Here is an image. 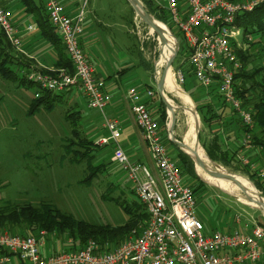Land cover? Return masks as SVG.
<instances>
[{"label":"built area","instance_id":"1","mask_svg":"<svg viewBox=\"0 0 264 264\" xmlns=\"http://www.w3.org/2000/svg\"><path fill=\"white\" fill-rule=\"evenodd\" d=\"M43 1L52 24L63 39L74 71L70 73L64 68H59L57 73L33 70L28 78L53 91L77 87L88 107L104 114L110 95L81 43L86 5L72 15L66 12L61 0ZM158 1L169 11L172 22L184 36L196 80L206 88L217 84L226 103L251 128L254 114L243 106L236 91L235 76L243 64L238 58L235 41L243 30L235 20L239 13L253 10L264 0ZM0 27L11 44L21 50L22 41L12 10L1 0ZM35 28L33 24L28 26L29 30ZM146 94L154 97L156 91L149 88ZM141 95L132 89L129 99L158 176L146 164L131 161L119 143L121 129L117 120L107 118L105 123L110 136L96 140L98 146L113 144L112 159L122 166L132 190L149 215L141 231L134 230L129 238L111 248L93 239L74 248V241L69 239L62 242L60 250L55 247L50 251H47L50 235L47 230L35 234L0 232V264H264L262 224L244 223L240 229L209 228L199 217L195 192L185 182L179 163L164 141L158 118L142 101ZM243 143L245 147H252L250 134L245 135ZM240 159L245 165L251 164L245 154ZM255 168L264 178V163Z\"/></svg>","mask_w":264,"mask_h":264},{"label":"rangeland","instance_id":"2","mask_svg":"<svg viewBox=\"0 0 264 264\" xmlns=\"http://www.w3.org/2000/svg\"><path fill=\"white\" fill-rule=\"evenodd\" d=\"M82 1L79 10L83 5H86L85 16L93 14L92 7L96 0ZM153 1L158 6L166 9L158 0ZM122 2L118 4L119 11L126 16V20L130 21L131 32L139 42L140 51L153 66L157 83L163 70L156 63L160 53L158 35L156 32L151 31L149 23L141 17L130 0H123ZM140 2L147 10L144 1L140 0ZM35 18L34 15L32 22L35 21ZM167 18L169 19L168 15ZM174 27L178 31L177 26ZM171 31L178 40L176 45L177 54L172 61L171 67L177 76L178 84L185 90L186 83L182 72L189 66L190 51L184 52L183 49L181 50L182 40L175 31L172 29ZM257 40L259 39L254 36L242 33L235 41V46L257 57L260 55L257 49L258 44H254ZM11 47L15 53L21 54L23 51L22 48L18 50L13 46ZM258 64L259 62L255 58L252 65L257 66ZM12 67L16 68V65H12ZM62 68L66 69L65 67ZM58 69H53V72L57 73ZM160 69L161 75L158 73ZM66 70L69 72L68 69ZM36 89H38L37 85L27 87L22 84L18 86L16 81L0 74V205L3 206L10 203H30L35 207L48 205L63 213L64 218L70 221L72 228L66 230L63 235H60L59 232H53L49 235L51 242L58 243L54 247L51 246V250H54L55 247L60 250L62 242L71 239V233L76 234L81 224L109 226L112 228L126 225L132 218L131 212L141 213L143 208L127 177L125 178L126 174L125 176L121 175L122 166L111 157L114 147L110 151L106 148L108 145L98 146L100 149L96 150V160L111 161L112 163L107 166L105 172L97 173L96 175L91 174L88 162L77 160V157L81 154L74 152L76 147L69 140L73 135L71 125L66 119V114L68 110L77 109L76 107H78L77 102L71 98L74 93L66 94L62 101L55 103L51 108H47L44 105L34 108ZM151 89L156 91V98H159L157 84ZM196 90L197 97L191 98L194 104L193 108L198 116L199 139L197 141L207 153L205 147L211 143L209 138L212 134L203 120L202 112L204 110L202 109V112L199 111L197 105H202L203 102L204 104L208 103L205 102L204 95L214 96V91L207 90L201 86L196 87ZM165 92L170 100L168 102L175 106L174 111L166 107L167 129L169 128L168 123H171L173 126L171 133L175 139L182 141L188 130L184 104L176 92L167 90ZM218 100L222 102L223 99L221 97ZM240 100L243 103L241 97ZM226 107H229L230 111L233 110L228 104ZM245 107L254 114L255 109L252 105H246ZM233 111L238 114L235 110ZM154 116L160 119L158 113L154 114ZM172 117L173 120L171 122ZM238 118L245 125L239 114ZM254 128L255 123L253 122V126L251 128L248 127V129ZM83 129L87 134H90L85 128ZM163 133L162 135L165 138L168 130H163ZM170 142L173 144H168V148L177 157V147L180 146L173 140ZM250 143L252 146L251 150L257 155L253 153L252 156H247L251 160V164H254L253 167L251 164L249 167L258 172L255 167H261V164L264 163V157H260V150L252 142L251 134ZM180 149L182 148L180 147ZM218 163L221 164L220 162ZM236 163L240 170L221 165L231 173L246 176L253 182L247 172L243 170V167L247 165L245 166L240 158H238ZM195 170L199 179L204 182L203 188L195 192L198 199V215L204 220L206 225H209L208 227L240 229L242 224H253L254 222L264 226V211L262 209L243 202L233 194L209 183L199 175L196 166ZM186 179L187 184L192 188L196 186V184L190 183L189 176L187 177L186 175ZM255 192L264 198V194L260 189L255 188ZM238 218H240V221H237ZM62 219L60 217L59 221H62ZM143 224L144 222L139 224V227L134 230L136 232L141 231ZM72 229L74 232L71 231ZM134 230H132V233ZM50 249L47 251H50Z\"/></svg>","mask_w":264,"mask_h":264},{"label":"trees","instance_id":"3","mask_svg":"<svg viewBox=\"0 0 264 264\" xmlns=\"http://www.w3.org/2000/svg\"><path fill=\"white\" fill-rule=\"evenodd\" d=\"M22 6L26 9L27 12L35 15L38 22V26L41 28L43 34L48 36L53 45L58 50V60L56 62L57 68L65 67L69 70L70 73H73L74 67L66 46L63 42L62 37L60 36L57 28L52 24L49 14L47 12L45 3L43 0H20ZM148 12L153 14L158 20L164 22L170 29L175 31V33L182 40L181 50L187 52L188 47L184 39V36L181 31L175 30L176 26L170 17L169 11L162 8L154 3L153 0H143ZM230 1H241V0H230ZM3 3V2H2ZM3 5L6 6L4 3ZM167 15L169 19L167 18ZM235 24L243 30L244 35L248 34L258 38L259 40L255 41L254 44H258V53L259 56L251 55L248 52L243 51L236 47V52L239 60L242 62V68L236 73V91L237 94L243 99V106L252 105L255 109L254 111V129H248L237 116V122L243 134H251L252 142L260 150V153L264 156V2L258 4L253 10L239 13L236 17ZM11 42L4 30L0 27V74L6 78H10L17 82V85L20 86L25 84L27 87L36 86V102L34 108H38L41 105H44L47 108H51L55 103L63 100L65 95H70L74 93V88L70 87L62 91H53L46 88H43L38 82L30 80L28 74L33 70L27 68L30 63L26 61L23 55L20 53H15L12 51ZM14 47V46H13ZM257 59L259 64L257 66L252 65L254 59ZM147 65V68L153 71V66L150 62H144ZM12 65H16V68H13ZM35 70V69H34ZM50 73V71H43ZM184 76V82L186 86L185 90L193 97L192 88L201 86L206 88L196 80L195 74L192 68V65L189 63L187 69H184L182 72ZM208 90L214 91V96L221 98L222 95L218 91V85L213 84L211 87L206 88ZM157 94H159L157 92ZM215 96V97H216ZM216 97V98H217ZM217 98V99H218ZM223 99V97H222ZM197 102V101H196ZM222 106L226 107L227 103L223 99L221 102ZM149 106V105H148ZM159 112H160V128L161 131H167V110L165 102L160 99L159 103ZM197 105L199 111L202 112V117L204 122L212 123L215 121L213 114V107L206 104ZM77 109L68 110L66 114V119L70 123L72 128L73 137L69 140L71 144L76 147L74 152L80 153L77 157V160L80 162L87 161L88 166L91 168V174L96 175L97 173L105 172L107 166L112 163L111 161H97L96 154L98 145H96V140L83 129V111L76 107ZM150 108V106H149ZM207 108V109H206ZM235 118V119H236ZM165 143L173 144L168 140L167 135L164 138ZM208 156L216 162L227 167H234L236 170H240L238 164L236 163L238 158L234 152L229 150H223L219 143L218 137L211 140V143L205 147ZM96 151V152H95ZM179 163L182 173L186 178L189 176L190 183L196 186L193 188L194 192H198L203 188L204 182L199 179L195 170V162L185 151L177 147V157H175ZM240 163V162H239ZM246 166V165H245ZM250 165L243 167V170L247 172L250 178L253 180V185L264 194V178H262L258 172L252 170ZM143 211L141 213L131 212V220L123 226L112 228L109 226L101 225H85L81 224L79 226V231L71 233V239L74 241V248H80L84 246L90 239L96 240L104 247H114L124 240H126L131 234L132 230L139 227V224L148 220V213L145 210V207L141 203ZM63 218L62 221H59V218ZM17 228V229H16ZM72 228L70 221L64 218V214L51 206L45 205L44 207H35L30 203L25 204H6L0 205V232H12V233H24V234H35L40 230H47L50 234L53 232H59L63 235L66 230ZM72 232L73 229L71 230Z\"/></svg>","mask_w":264,"mask_h":264},{"label":"crops","instance_id":"4","mask_svg":"<svg viewBox=\"0 0 264 264\" xmlns=\"http://www.w3.org/2000/svg\"><path fill=\"white\" fill-rule=\"evenodd\" d=\"M1 1L12 10L13 20L22 41L21 48L23 51L21 55L30 63L27 68L42 71L56 69L58 50L48 36L43 34L36 18L32 22L34 14L27 12L20 0ZM122 1L96 0L92 7L93 14L85 19V31L81 40L90 62L96 68L97 76L105 81L106 91L110 95V101L104 114L90 109L84 95L77 87H73L74 96L71 98L77 102L78 108L83 111V127L90 132L95 140L110 136V131L105 123L107 118L117 120L121 129L119 143L131 161L146 164L158 176V170L148 144L136 122L129 92L132 89L138 90L142 94V101L150 106L153 115L156 113L160 115L159 100L162 97L156 98V95L149 97L146 94L147 89H151L157 84L155 75L144 63L147 60L140 51L137 38L131 32L130 21L126 20V16L119 11L118 4L123 3ZM61 2L65 6L66 12L74 15L79 11L83 1L61 0ZM32 24L36 28L29 30L28 26ZM191 91H193V97H197L196 88H192ZM185 92L190 98L192 97L187 91ZM204 99L208 103L204 104L203 102L202 105L211 103L215 118L212 123H206L212 134L209 141L218 137L221 148L234 152L237 158H240L242 154L252 156L254 153L252 148L243 145V138L246 134H243L240 129L237 116H235L236 113L233 110L230 111L229 107L222 106L221 102L214 96L204 95ZM162 134L164 133L162 132ZM173 137V134L168 132V140L172 141ZM206 139L207 137L205 141ZM112 147H114L113 144H108L106 148L112 150ZM254 155L257 154L254 153ZM173 157L175 158L174 155ZM260 157L264 156L260 153ZM123 171H121V175L125 176ZM185 182L187 183L186 178ZM56 244L58 243L49 240L48 250Z\"/></svg>","mask_w":264,"mask_h":264},{"label":"bare ground","instance_id":"5","mask_svg":"<svg viewBox=\"0 0 264 264\" xmlns=\"http://www.w3.org/2000/svg\"><path fill=\"white\" fill-rule=\"evenodd\" d=\"M151 26V31H154L158 35V43L160 47L159 58L157 60V64L160 68L166 67V64L170 57L172 56L174 50L177 45V38L172 34L170 28L162 21L157 20L154 24H149ZM170 53V54H169ZM159 75H161V69L158 71ZM159 79V78H158ZM164 88L167 91L176 92L179 96L180 100L183 102L184 111L187 115V125L188 130L184 135V143L186 147L184 149L196 156V154L207 164L212 165L207 153H205L203 147L198 144V116L196 111L194 110L192 105V100L189 95L183 90V88L178 84L177 76L173 71L172 67H168L166 70V78L164 81ZM175 93V94H176ZM169 100V99H168ZM170 101V100H169ZM181 102V103H182ZM171 103V102H170ZM173 105H171V111H174ZM219 171L225 173H231L227 170L223 165L219 164ZM197 171L201 177L206 179L209 183L225 190L228 193L233 194L239 200L246 202L252 206L258 207L264 211V204H258V201H262V197L259 196L255 192V187L253 182L246 176L237 175L236 173H232L236 176L238 182L229 180L225 177L218 176L213 172L206 171L202 167L197 166ZM249 196L254 198V201L248 199Z\"/></svg>","mask_w":264,"mask_h":264},{"label":"water","instance_id":"6","mask_svg":"<svg viewBox=\"0 0 264 264\" xmlns=\"http://www.w3.org/2000/svg\"><path fill=\"white\" fill-rule=\"evenodd\" d=\"M131 3L134 5V7L137 9L138 13L141 15V17L149 24H154L158 19H156L150 12H148L144 6L141 4L140 0H130ZM171 30V29H170ZM172 32V31H171ZM172 34L174 35V33L172 32ZM175 36V35H174ZM176 37V36H175ZM177 54V48L174 50L172 56L170 57V59L168 60L166 67L164 68V71L161 75V77L159 78L158 82H157V89H158V93L160 94V96L162 97L163 101L165 102V104L167 105L168 109L171 108V104L168 102V98L166 96V92H165V88H164V81L166 78V70L168 69V67H170L172 65V61L174 59V57ZM173 120V117L171 119V122ZM172 124L169 123V131L171 132L172 129ZM199 138V135H198ZM173 141L175 143H177L182 149L183 151H185L188 155L191 156V158L194 160L195 162V166L197 169V166L202 167L204 170L206 171H210L213 172L214 174L221 176V177H225L229 180L232 181H236L238 182L236 176L232 173H225V172H221L219 171V163L216 161H213L209 156L210 161L212 162V165L207 164L206 162H204L197 154L196 156H193L192 154H190L189 152H187L184 147H186V144L184 143V141H180L178 139H175V137H173ZM208 155V154H207ZM251 181V180H250ZM252 182V181H251ZM239 183V182H238ZM249 200L254 201V198L252 196L248 197ZM262 201H258V204H264V198H262Z\"/></svg>","mask_w":264,"mask_h":264}]
</instances>
